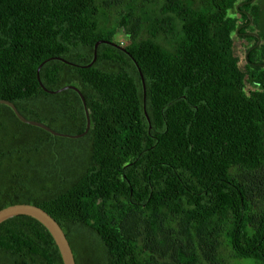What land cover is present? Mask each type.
<instances>
[{
	"label": "trees",
	"instance_id": "16d2710c",
	"mask_svg": "<svg viewBox=\"0 0 264 264\" xmlns=\"http://www.w3.org/2000/svg\"><path fill=\"white\" fill-rule=\"evenodd\" d=\"M236 0H0V210L44 211L74 264H264V37L235 54ZM120 32L122 41H116ZM114 43L96 48L94 43ZM242 64V66L240 65ZM141 74L144 85L142 112ZM0 264H62L36 221Z\"/></svg>",
	"mask_w": 264,
	"mask_h": 264
},
{
	"label": "water",
	"instance_id": "95a60500",
	"mask_svg": "<svg viewBox=\"0 0 264 264\" xmlns=\"http://www.w3.org/2000/svg\"><path fill=\"white\" fill-rule=\"evenodd\" d=\"M100 44H108L111 47H114L120 51H123L120 47H117L114 43H108L105 41H98V42L94 43V45H93L91 62L88 65H86L85 67H81V68H88L91 66V64H93V62L95 60L96 48ZM49 60L59 61L65 65H68V66H74V65L71 63H68L62 59H59V58H51V59L45 60L42 63H40L36 68L35 74H36L37 84H38L39 88L44 93L53 95V94H58L64 90H71L78 96V98L81 102V105H82L84 120H85L84 130L81 134L69 136V135H63V134L53 132L52 130H50L49 128H47L46 126H44L40 123L25 120L23 117H21L18 114V112L15 110L14 106L11 103H9L8 101L0 100V105L9 108L11 110L12 114L14 115V117L21 124L38 128V129L48 133L49 135H51L53 137L67 138V139H72V140L79 139L87 132L88 127H89L88 113H87V110L85 108L83 97L81 96V94L78 92L77 89H75L74 87H71V86L62 87L61 89L56 90V91H48L40 84L39 79H38L39 69L45 62H47ZM137 72H138V75L140 78V83H141L142 112H143L144 118L147 121V116H146L145 111H144V85H143V80H142L141 74L139 73L138 69H137ZM18 216L30 218V219L36 221L38 224H40L47 231V233L50 235L55 247L57 248V251L59 253L62 264H74L70 248L67 244V241H66L62 231L60 230L59 226L55 223V221L53 219H51L44 211H42L41 209H39L35 206L26 205V204H17V205L9 206V207H6V208H3L0 210V223H2L3 221H5L7 219L12 218V217H18Z\"/></svg>",
	"mask_w": 264,
	"mask_h": 264
},
{
	"label": "flooded vegetation",
	"instance_id": "af4514ba",
	"mask_svg": "<svg viewBox=\"0 0 264 264\" xmlns=\"http://www.w3.org/2000/svg\"><path fill=\"white\" fill-rule=\"evenodd\" d=\"M231 17L235 21L231 33L233 49L247 63L248 52L258 47L264 37V0H236ZM242 64L240 63L241 66ZM247 64L264 69L262 62L253 61Z\"/></svg>",
	"mask_w": 264,
	"mask_h": 264
},
{
	"label": "rangeland",
	"instance_id": "374dc122",
	"mask_svg": "<svg viewBox=\"0 0 264 264\" xmlns=\"http://www.w3.org/2000/svg\"><path fill=\"white\" fill-rule=\"evenodd\" d=\"M122 39H123V38H122L121 33L118 32V33L116 34L115 40L119 42V41H122Z\"/></svg>",
	"mask_w": 264,
	"mask_h": 264
}]
</instances>
